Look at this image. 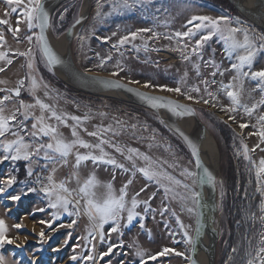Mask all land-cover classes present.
<instances>
[{
  "label": "rangeland",
  "instance_id": "obj_1",
  "mask_svg": "<svg viewBox=\"0 0 264 264\" xmlns=\"http://www.w3.org/2000/svg\"><path fill=\"white\" fill-rule=\"evenodd\" d=\"M68 1L57 8L51 18L52 37L55 41L60 39L63 33L76 20L81 7L82 0ZM100 2L104 4L101 9L102 14L111 11L105 0H100ZM6 11H9V9L3 0H0V19L8 18L11 26L15 28L18 19L17 14L5 17ZM96 11L97 0H91L89 16L72 41V56L81 69L112 76L111 73L113 71H118L115 65L119 61L123 71H120L119 76L116 77L128 83L129 80L139 81V84L134 85H140L142 88H144L143 84L145 82L174 88L177 86V81L187 71V87L199 85L201 88L199 94L190 93V95L204 96L205 98H207V95L203 91L204 85L201 83V79L211 80L210 73L214 69L211 66H205L204 61L214 58L217 63L222 65V68H230L231 63L234 62V59L230 61L227 58L223 43L217 37H213L202 49L203 61L193 56L192 62L183 61L180 52L172 50L178 47L176 40L169 41L164 39L163 35L159 39H148L151 34H143L149 47L147 53L143 51L142 47L139 52L135 51L131 44H127L119 50L113 48L112 45L117 42L120 36L139 28H152L162 34L184 31L186 29L183 28V25L192 15H206L213 18L221 15H229L233 18L239 17L242 22L241 26L246 27L251 36L264 35L263 30L246 20L227 0H144L143 4H137L132 10H124L123 14L113 12L108 16L102 15L101 19L94 18ZM61 15L64 16L63 20L60 19ZM20 27L19 42L13 38L11 33L7 32V26H0V31L5 33L7 48L18 49L23 52L27 51L29 47H33L36 52V66L32 75L42 85L37 92L41 99H45V102L49 104H55L59 109H63L72 115L83 117L87 114L90 119L85 122L83 127H86L88 131L94 130L95 126L107 127L112 125L113 128H117V121H122L124 122L125 131L121 136L112 137L114 141L138 148L153 159L168 160L169 162H172L174 157L171 152L165 149L168 145H171L172 151L176 153L175 159L178 160L179 164L194 170L193 163H189L192 160L191 156L183 142L165 124L159 122L160 118L154 111L121 101L109 95L85 93L65 84L52 72L48 71L45 64L41 62L38 50L35 49L34 45H29L25 39V36L29 33L26 31V24L22 18ZM113 32H116L117 35L112 36ZM78 36H84L85 39L81 41ZM103 37H111V39L108 41L99 39ZM133 43L140 46L144 41L138 38ZM256 43L259 44V40ZM153 48L159 50L152 51ZM213 50H215L214 55ZM188 51L190 52L191 48ZM9 56L13 59L12 65H9L12 67L6 72H0V80L7 81V84H0V88H14L20 79H24L28 75L29 70L26 67V58L17 57L13 52H10ZM108 56H111L112 59L106 60L103 67H98L101 60ZM192 63L201 64L200 77L196 75ZM0 66H3L2 61H0ZM261 69H264V50L257 51L252 68L253 71ZM234 74L233 71H229L223 77L217 75L216 80L218 83L210 85L208 90L216 93L219 81L223 80L228 83ZM29 84L30 81L26 80L25 90L21 92V98L26 102H32V97L27 91ZM43 84L48 85L47 91L52 99L44 97L45 89ZM243 88V103L250 106L261 98V94L257 89V82L245 79ZM145 89L164 92L184 99L188 104L195 107L198 116L209 129L213 137L217 159L216 172L220 174L219 180H216L218 217L215 223L218 222V239L215 264H244L245 252L249 248V241L252 242L254 247L259 239V234L264 232V222L260 219L264 213L259 210L261 203L264 202V192L257 191L258 187L264 185V179L258 184L256 169L243 157L241 140H243L244 144H247L250 150L259 143V138L250 136L249 133L255 131L251 125L256 123L259 115L264 114V106H261L252 117H249L242 108L235 113L221 111V106H230V101L223 93H220L217 97V107H212L211 104L195 103L176 93L161 91L155 87ZM2 95L3 93H0V96ZM12 106V104H9L10 109ZM35 114L39 115V109H36ZM229 115H234L235 120H230ZM68 123L71 124L72 122L69 121ZM241 123H247L249 127L241 129L239 127ZM30 124L31 121H29V127ZM132 124L137 125L135 130L128 127ZM154 129L156 130L155 143L159 144V147L149 149V143H153L149 138L153 135ZM63 130L71 134L69 127H61L60 131L62 133H64ZM133 131H135V135L132 134ZM81 134L84 137L86 136L83 131H81ZM65 137L67 136L65 135ZM138 137H144V139H138ZM88 138L89 141L96 142L95 138ZM262 149H264V144H260V147L256 148L255 151H250L249 155L252 160L258 163L261 158H264ZM106 150L112 152L120 162L131 168L130 162L125 160L124 156L115 153L112 149ZM81 151L84 150L81 149ZM18 162L5 161L0 164V183L8 175H15L17 178V183L9 189L12 194L20 192L22 189L26 191L27 187H29L30 177L27 175L29 166L33 168L35 173H38L42 170V166L45 163L43 159L34 160L31 165L25 161L24 175L19 179L17 175L19 173ZM136 162L138 165L143 166L142 160L137 159ZM73 164L74 157H69L68 165L61 166V180L70 175L73 171ZM57 166L60 165L57 164ZM51 167L49 165L48 170L43 171L46 176L50 174ZM165 168L173 175H176L177 178L182 179L179 175L180 169H170L166 165ZM93 172L101 183L112 182L116 190H119L130 178V174L123 172L121 169H114L112 166L106 165L94 166L89 161L85 162V165L80 169L81 180L87 178ZM56 176L54 174L55 181H61ZM72 182L74 185L72 188L77 187L75 181L73 180ZM186 182L191 184V180ZM142 187L146 190L139 197L141 201L148 200L149 196L155 193V198L150 201V208L155 210L154 213L152 211L144 213L143 204L137 208L141 217H144L141 220L144 224V229L140 228L139 223H134V226L130 228L121 229L122 236L119 233H111L109 235V225H105V241L101 243L97 237L92 240L91 244H88L83 239L87 235L89 225L88 218L83 213L79 219L77 217H68L65 214L58 223L68 224L73 219H77V223L71 229L60 228L56 232H51L45 225L39 223L41 220L51 219V210H46L45 212L37 211L39 208H46V200L43 193H28L17 202L0 197V219H3L7 225L8 237L15 241L13 244L5 245L3 249H0V252L4 254L8 264H13L14 261H19L20 264H31L33 258L36 259L37 264H139L140 258L136 256L137 248L135 246L130 247L135 242V245H138L141 250L148 254L160 252L165 247L175 250L168 256L158 257L156 261L149 260L147 264H189L190 259L185 257H190V245L183 243L182 231L171 211L175 210L184 225L188 226L187 230L190 235L193 234L195 213H189L185 208H182L178 198L173 200L171 195L165 198L163 189L155 182L146 181L140 173L136 174L134 182L129 186L128 198H131ZM193 187L196 190V186L193 185ZM98 191L103 192L104 190L101 188ZM178 191L183 192L182 189H178ZM165 207L169 211L164 212L162 215L161 212ZM187 207H195L191 199L187 201ZM16 223H23L24 227L16 229L13 227ZM123 223L124 221H122ZM42 228L46 233V237H51V239H46L43 243H41L39 238ZM68 233H71L70 239ZM66 239L68 240L67 246L64 245ZM121 240L123 241L122 247L114 248L113 254L103 258L100 257V253L107 251L109 243L119 245ZM54 248H59V251H53ZM233 248L237 249L235 253L232 251ZM89 251H92L95 257L94 261L86 262L82 258L77 261L70 259L74 254L83 257ZM175 252H183L185 256H177ZM230 256L231 260L229 259Z\"/></svg>",
  "mask_w": 264,
  "mask_h": 264
},
{
  "label": "snow or ice",
  "instance_id": "obj_2",
  "mask_svg": "<svg viewBox=\"0 0 264 264\" xmlns=\"http://www.w3.org/2000/svg\"><path fill=\"white\" fill-rule=\"evenodd\" d=\"M9 11L5 12V17L12 14H17V24L13 28L8 18L0 19V26H7V32L11 33L13 38L19 42V36L21 33V18L26 24L27 34L25 39L29 45H34L38 50L41 62L45 64L49 72H52L56 66H64V60L60 57L54 49L50 46L46 32L52 26L49 12L45 9L43 0H3ZM110 6L111 11L107 13L101 12L104 4L97 0V11L95 19H101L103 16L111 15L113 12L123 14L124 10H132L137 4H143L144 0H105ZM61 20L64 16L61 15ZM82 18L76 19L75 24H79ZM75 24L73 27H75ZM235 24V26H233ZM242 22L239 17H231L229 15H221L218 17H211L206 15H192L187 19L183 25L184 31H176L173 34H162L154 31L152 28H139L135 31H128L127 34L120 36L113 48L119 50L127 44H131L132 48L139 52L141 47L144 52L149 51L147 40L145 39V33H150L151 36L148 39H159L162 35L164 39L169 41L175 39L177 48L173 51H179L181 59L183 61L192 62L193 56L203 61L202 49L213 37H217L219 41L223 43V49L227 58L234 62L231 63L230 68H222L220 63H217L215 59L204 61L205 66H211L214 71L210 73L211 80L201 79V83L204 85L203 91L206 93L207 98L204 96H193L190 93L201 92L199 85H192L187 87L188 72L185 71L183 76L177 81V86L170 88L166 85H153L150 82L143 84L144 88L155 87L161 91H167L170 93H176L183 96L185 99L192 100L195 103H203L205 105L211 104L212 107H217L218 95L223 93L230 101V106H221V111L227 113H235L239 109H243L244 113L249 117L261 106H264V69L253 71V62L255 60L257 51L264 50V35L253 37L250 35L249 30L246 27L241 26ZM38 29L39 31H34ZM71 35V33H69ZM117 33L113 32L112 36H116ZM144 41L140 46H137L133 41L137 39ZM78 39L83 41L84 36H78ZM104 41H108L111 37L99 38ZM259 40V44L256 41ZM7 41L5 39V33L0 31V61L3 62V66H0V72H4L6 67L13 63V59L9 56L10 52H13L17 57L26 58V67L29 70L28 75L24 79H20L14 88H0V164L5 161H27L29 165L35 160L39 161L43 159L45 162L42 166V171H47L49 165H51L50 174L42 176L35 173L33 168L29 166L27 168V175L32 177L35 175V183L41 184L39 191L43 193L46 200V208H39L37 211L45 212L51 210L50 220H41L39 223L45 225L49 231L56 232L60 228L71 229L74 224L77 223V219L83 213L88 218L87 235L83 239L91 244L92 240L97 237L99 241L103 243L106 239L105 225H109V235L111 233H119L123 235L122 228H130L134 226V223H139L140 228L144 229V224L141 220L140 213L137 211L139 205H144V213H148L155 210L150 208V201L155 198V193L149 196L148 200L141 201L139 199L141 193L146 189L142 187L138 192L133 194L131 198H128L129 186L134 182L137 173L142 174L143 178L148 182H155L160 188L163 189L165 198L171 195L172 199H179L181 207L185 208L189 213H195L197 227L195 229V235H190L186 225L181 221L180 217L176 214L175 210L171 211L172 216L176 217V223L179 226L183 234V243L191 246L193 256L196 252L197 243L201 238L202 223L201 217L203 213L200 211L203 201V192L196 191L193 185L197 188L203 189L205 185L215 186L216 179L213 173L202 164L200 159V153L197 144H195L190 137H188L182 130L176 128V133L187 143L191 150V157L194 158L195 171L187 166H181L178 160L175 159L176 153L172 151L171 145L166 147V151L171 152L174 157L172 162L168 160L153 159L148 154L141 152L138 148L127 146L125 144L116 142L112 139L115 136H121L125 131L124 122L117 121V128H113L112 125L95 126L94 130L88 131L86 127H83L86 121L90 117L85 114L83 117L72 115L65 112L63 109H59L55 104H49L45 102V99H41L37 92L41 88V83L32 75L36 66V52L33 47H29L27 51L13 50L6 47ZM191 48L189 52L188 49ZM159 49L153 48L152 51H158ZM215 50H213V55ZM123 55V53H121ZM112 57L108 56L101 60L98 67H103L106 60H111ZM115 67L118 71H113L111 75L113 77L119 76L120 71H123L121 63L116 62ZM192 67L198 77L201 76V64L192 63ZM233 71L231 80L225 83L223 80L219 81V87L216 93L209 91V86L217 84V75L223 77L226 72ZM83 78V77H81ZM94 83L104 85L111 88L126 89L128 92L135 93L138 97L143 99L153 109L166 108L175 117H184L195 113V109L178 103L175 100L168 99L162 96L149 95L146 92H141L136 88L128 87L120 82L118 79H103L100 77L87 78ZM249 79L257 82V89L261 94V98L252 103L250 106L242 102L243 85L244 80ZM26 80L30 81L27 88L29 95L32 97V102H26L21 98L22 90H25ZM42 80V78H41ZM139 81L129 80V84H139ZM0 84H7L6 80H0ZM44 97L52 99L47 91L48 85L43 84ZM184 89V90H182ZM9 104L13 106L9 108ZM36 109H39V115L35 114ZM104 115V114H101ZM230 120H235L234 115H229ZM29 121H31L29 127ZM72 123L69 124L68 122ZM159 122L164 124V120L160 119ZM61 127H69L71 131V139L65 137L60 131ZM131 129L135 130L137 125L132 124ZM146 127V126H145ZM241 129L249 127L247 123H241L239 125ZM255 131L250 132V136H256L259 138V143L254 146L253 149H249L247 144L241 140V147L243 149V157L256 169V179L258 184L264 179V158H261L259 162L252 160L249 155L250 151H255L260 147V144H264V114L259 115L256 119V123L251 125ZM81 131H83L88 137L95 138L96 142H91L82 137ZM156 130H153V135L149 138L153 143H149L148 148L159 147V144L155 143ZM135 135V131L132 133ZM11 136L12 139H8ZM138 139H144V137H138ZM47 141V142H45ZM83 149L84 151H81ZM112 149L115 153L124 156L125 160L130 162L131 168L127 167L124 163L120 162L116 156L106 150ZM264 151V149H262ZM69 157H74L73 171L65 179L56 182L54 174L57 171L56 165L67 166ZM137 159L143 161V166L137 164ZM91 162L94 166L106 165L112 166L114 169H121L125 173L130 174V178L116 190L112 182L101 183L95 173H91L87 178L81 180L80 169L85 162ZM189 163H193L192 160ZM180 169L179 175L181 178H177L166 168ZM75 181L77 187L69 188L67 185ZM114 180V177H113ZM191 180V184L186 181ZM17 183L15 175H8L2 183H0V197L4 199L17 202L26 196L28 193H35L38 191L35 187H27L26 191L21 190L15 194H12L9 189ZM222 184V182H221ZM103 189V192L98 191ZM182 189L183 192L178 191ZM257 191L264 192V185L258 187ZM191 199L195 207H187V201ZM260 212L264 213V202L260 205ZM169 209L165 207L161 214L168 212ZM34 214V213H33ZM68 217H77V219L71 220L70 223L64 224L62 220L64 215ZM139 218V219H138ZM255 219V216L253 215ZM264 222V215L260 217ZM122 221L124 223L122 224ZM16 229L24 227L23 223H16L13 225ZM8 229L5 221L0 219V249H3L5 245L15 243L13 239H10L7 235ZM150 235V234H149ZM69 239L71 233H68ZM41 243L46 239H51L50 236L46 237V233L41 229L39 233ZM91 238V239H90ZM68 240L64 241V245L67 246ZM123 241L121 240L119 245L109 243L107 251L100 253V257L113 254V249L122 247ZM137 248L136 256L140 258L139 264H147L150 261H156L158 257L168 256L175 250L170 248H163L160 252L155 254H148L141 250L138 245H130ZM19 247V245H17ZM94 249V246H93ZM53 251H59V248H54ZM75 251V250H74ZM232 251L235 253L236 248ZM177 256H185L183 252H175ZM87 261H94L95 257L92 251H89L87 255L83 257L72 255L70 259L77 261L79 259ZM190 259V264H197V261L191 257H185ZM231 260V256L229 257ZM0 264H8L6 257L0 252ZM13 264H20L19 261H14ZM31 264H37L35 258L32 259ZM244 264H264V232L259 234L257 244L253 247L252 242L249 241V248L245 252Z\"/></svg>",
  "mask_w": 264,
  "mask_h": 264
},
{
  "label": "water",
  "instance_id": "obj_3",
  "mask_svg": "<svg viewBox=\"0 0 264 264\" xmlns=\"http://www.w3.org/2000/svg\"><path fill=\"white\" fill-rule=\"evenodd\" d=\"M68 0H43L45 9L49 12L50 20L52 18L53 13L56 11L57 8H59L63 3H65ZM246 20L251 22L256 27L260 28L264 31V0H227ZM91 10V0H82L81 7L78 13V16L76 19L82 18L81 22L79 24H75V21L69 26V28L63 33L62 37H64L65 41V50L63 53H60L51 43L52 37V31L51 27L47 30L46 36L48 39V42L50 46L54 49V51L63 58L64 60V66H56L52 73L60 79L65 84L69 85L70 87L77 89L79 91L89 93V94H95V95H109L114 98H117L121 101L137 105L140 107H143L145 109H149L151 111H154L160 119L164 120V124L183 142L185 147L187 148L190 156H191V150L188 147L187 143L176 133L175 129L179 128L182 130L188 137L191 138V140L197 144L199 153H200V159L202 161V164L206 166L215 176V179L219 180L220 174L215 171L213 166L208 164L202 157V142L205 140L207 136H211V133L209 129L206 127V125L203 123V121L199 118L197 111L195 107L191 104H188L186 101H183L182 98H177L173 95L164 93V92H158L153 91L150 89L142 88L140 85H134L129 84L128 82L121 80L117 77H112L110 75L102 74V73H95L92 71H87L81 69L74 61L72 56V41L74 36L76 35L73 32V29L83 24L90 13ZM75 24V27L73 25ZM36 31H39L36 29ZM71 33V35H69ZM83 77V78H81ZM90 77H100L103 79H118L121 83L127 85L128 87L136 88L141 92H146L149 95L153 96H162L166 97L171 100H175L178 103L185 104L193 109H195V113L192 115H187L184 117H175L173 116L166 108H155L153 109L149 104H147L143 99L138 97L135 93L128 92L126 89L121 88H111L104 85H100L97 83H94L92 80L87 79ZM186 119H189L191 122V126L188 130L183 129L179 122L184 121ZM213 138V137H212ZM193 165H194V158H192ZM194 166V171H195ZM196 191H202L203 192V201H202V207L200 208V211L203 213L201 217V223L203 225L201 230V238L197 243L196 252L193 256V253L191 251L190 246V257L194 258L197 261V264H199L197 260V255L199 252L203 253L206 258V264H215V255H216V244L218 239V222L215 223L218 217V206H217V188L216 183L215 186L212 185H205L203 189L197 188ZM196 215L194 217V228H193V234L195 235V229L197 227L196 223ZM190 264V260H189Z\"/></svg>",
  "mask_w": 264,
  "mask_h": 264
},
{
  "label": "bare ground",
  "instance_id": "obj_4",
  "mask_svg": "<svg viewBox=\"0 0 264 264\" xmlns=\"http://www.w3.org/2000/svg\"><path fill=\"white\" fill-rule=\"evenodd\" d=\"M252 1V0H251ZM83 24H80L78 26H76L73 29V32L76 34L79 29L81 28ZM51 43L53 44V46L60 52L63 53L65 50V41H64V37H61L60 39H58L57 41H55L54 38H51ZM185 101V100H183ZM179 125L185 129L188 130L191 126V122L189 119H186L184 121L179 122ZM202 157L203 159L210 164L211 166H213V168L215 169V171H217V159H216V155H215V149H214V143H213V139L211 136H207L205 138V140L202 142ZM197 260L199 262V264H206V258L205 255H203V253L199 252V254L197 255Z\"/></svg>",
  "mask_w": 264,
  "mask_h": 264
},
{
  "label": "crops",
  "instance_id": "obj_5",
  "mask_svg": "<svg viewBox=\"0 0 264 264\" xmlns=\"http://www.w3.org/2000/svg\"><path fill=\"white\" fill-rule=\"evenodd\" d=\"M11 65H12V64H11ZM11 67H12V66H9L8 68H6V70H5L4 72H6L7 70H9ZM9 72H10V71H9ZM63 132H64V133H63L64 136L66 135L67 138L71 139V134L67 133V131H64V130H63ZM66 133H67V134H66ZM81 135H82V134H81ZM86 136H87V135H86ZM86 136H85V137L82 136V137H83L84 139H87V140H88L89 138L86 137ZM11 138H12L11 136L8 137V139H11ZM37 164H38V162H37ZM32 165H33V164H32ZM33 166H34V165H33ZM35 166H36V165H35ZM60 172H62L61 165H60V166H57V171L55 172V176L58 174V175L56 176L57 179H60V175H61ZM56 173H57V174H56ZM57 179H56V180H57ZM60 180H61V179H60ZM69 184H70V185H69ZM69 184L67 185L69 188L74 187L73 182H72V183H69Z\"/></svg>",
  "mask_w": 264,
  "mask_h": 264
},
{
  "label": "built area",
  "instance_id": "obj_6",
  "mask_svg": "<svg viewBox=\"0 0 264 264\" xmlns=\"http://www.w3.org/2000/svg\"><path fill=\"white\" fill-rule=\"evenodd\" d=\"M38 174L42 175V176H46L45 172H43L42 170L38 172ZM30 184H29V187H35L38 189L37 192H40L39 189L40 187L42 186L41 184H36L35 183V175H33L32 177H30V180H29Z\"/></svg>",
  "mask_w": 264,
  "mask_h": 264
},
{
  "label": "trees",
  "instance_id": "obj_7",
  "mask_svg": "<svg viewBox=\"0 0 264 264\" xmlns=\"http://www.w3.org/2000/svg\"><path fill=\"white\" fill-rule=\"evenodd\" d=\"M221 1H223V0H221ZM66 2H69V1H66ZM65 2V3H66ZM225 3L227 4V5H229L226 1H225ZM58 83H60V82H58ZM62 84V83H61ZM200 118V117H199ZM24 164H25V161H19L18 162V177H19V179L21 178V176H23L24 175Z\"/></svg>",
  "mask_w": 264,
  "mask_h": 264
}]
</instances>
